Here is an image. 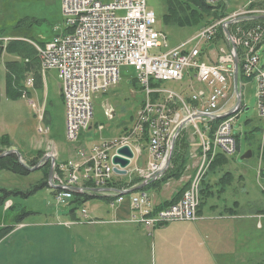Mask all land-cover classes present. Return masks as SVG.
Instances as JSON below:
<instances>
[{
    "label": "built area",
    "instance_id": "2783aa9c",
    "mask_svg": "<svg viewBox=\"0 0 264 264\" xmlns=\"http://www.w3.org/2000/svg\"><path fill=\"white\" fill-rule=\"evenodd\" d=\"M60 1L65 29L43 46L36 45V55L43 73L52 70L59 80L65 108L66 140L76 142L80 134L90 130L92 97L116 85L122 67L134 70V80L141 88L143 98L126 134L91 146L80 159L52 163L55 168L53 184L64 188V195L55 192V205L67 206L73 187L85 192L88 187L103 188L112 182L115 177L113 168L116 167L112 158L124 146L133 154L130 164L140 157L143 148L149 157L145 169L134 167L130 170L129 164L126 168L128 176H137L144 183L159 179L168 168L180 128L190 126L199 139L198 169L179 200L157 211L147 194H132L128 199L130 215L121 222L140 225L150 232L173 222L198 221L199 189L204 173L218 154L232 156L238 150L233 125L240 109L230 100L234 95L229 85L237 54L233 50L230 55L222 52L215 62H211V50L206 47L227 22L216 21L196 31L191 39L161 52L167 47L166 36L155 29L156 17L148 9L146 0ZM220 1L204 0L209 5ZM245 14H251L245 18L264 16V10ZM233 34L229 41L239 49L236 57L242 77L252 79L255 84L256 114L264 121V66L259 64L257 55L264 41V25L236 29ZM185 77L189 79L187 97L182 92L163 87L166 82L179 83ZM32 83L33 80L28 79L27 87ZM222 111L234 112V119L227 124H215L217 114ZM41 115L37 116L40 120ZM198 122L202 123L201 128ZM110 196L117 195L111 193ZM122 200L124 197L117 196L110 205L121 204ZM5 205L8 208L10 204ZM77 222L106 223L92 220L85 209L80 210Z\"/></svg>",
    "mask_w": 264,
    "mask_h": 264
},
{
    "label": "rangeland",
    "instance_id": "374dc122",
    "mask_svg": "<svg viewBox=\"0 0 264 264\" xmlns=\"http://www.w3.org/2000/svg\"><path fill=\"white\" fill-rule=\"evenodd\" d=\"M146 2L148 9L155 14V29L163 32L166 36L167 47L162 48L161 52L191 39L195 32L200 30L163 24L162 15L166 13V0H146ZM219 4L223 6L224 16L217 21L224 20V22L251 16V14H245L247 12L264 10V0H221ZM261 25H264V23H261ZM64 29L65 20L61 12L60 0H0V36L2 39L19 37L18 39L26 38V40L44 42L61 33ZM234 29L232 28L231 31L228 29L229 33L233 34ZM1 43L4 47L7 42L3 41ZM211 49H209L211 50V62H215L216 57L222 52L228 55L231 54V47L223 37L218 42L215 41ZM257 55L260 59L259 64L264 66V43L257 50ZM8 61H18V58L2 53L0 59V155L8 151H14L16 155H12H15L16 158L18 155V162L25 164H28L36 154L38 161L46 155H52L55 160L57 158L64 160L68 151L71 152L69 155L73 156V159H80V156L87 150L88 144L85 142L80 143L78 140L69 143L65 138V108L60 96L59 80L56 73L52 70L44 72V82L40 78L39 85L36 84L37 80L33 75L25 76L21 96L19 99L12 101L6 98L4 89V64ZM134 75L132 68L122 67L117 84L105 93L92 97L93 118L91 129L84 135L94 145L118 138L124 132V129H129L132 120L134 121L136 111L140 107L143 98L139 85L135 82H129L134 78ZM30 78H33V84L31 87H27V80ZM242 78L244 79V77ZM188 80L185 77L179 83L166 82L163 87L178 93L182 92L187 97L189 94ZM230 80L231 92L234 95L232 77L229 78V85ZM195 85L198 87L196 83ZM190 88H193L192 85H190ZM239 91L242 108L233 125V135L237 137L239 149L235 155L228 156L227 159L231 164L230 172L234 174L237 170L238 173L244 176V187H238V184L234 183L229 190L232 191L233 197H236L239 203L243 204L244 213H255L256 209L264 210V179L262 177L264 175V155L262 156V152L264 154V121L259 120L256 114V90L252 79L243 82L238 81ZM230 100L232 101L234 98L231 97ZM222 112L226 115L228 111ZM40 115L42 116L41 120L38 119ZM219 117L221 115L217 114V118ZM232 119L234 117L231 116L225 118V121ZM221 123L223 122L221 121ZM198 124L201 128L202 123L198 122ZM185 129L181 135L188 142V163L191 162L192 165H195L194 174L191 176L194 177L198 169V163L196 162L200 154L196 152L199 139L198 137L195 138L190 126H186ZM190 141L194 142L190 144ZM248 152L251 153V156L241 159ZM148 158L147 155L143 156L141 153L140 157L135 158L130 167L128 166L129 169L132 170L134 167L145 169L148 166L146 164ZM138 161H141V163ZM43 184L44 187L40 188ZM235 186L238 187L237 190H234ZM34 188L38 190L32 195L25 196ZM51 191L46 169H37L24 176L0 170V200L5 194L9 193L6 199L9 200L8 203L10 204L6 208L5 203H0V223L3 222L7 225L18 216L25 214V212H31L32 215L39 213L50 216L53 211H59L62 214L64 209L63 207H56ZM58 191L59 189L56 193ZM128 203L130 207V200H128ZM95 205L103 208L109 205V202L101 198L92 199L80 206L79 209L83 207L90 213L89 211ZM6 210L8 212L4 214ZM62 216L63 218L66 217ZM260 222L262 226L260 232L253 230L251 226L243 232L245 238L243 264H264V227L263 221ZM177 223L187 222H173L167 225ZM253 240L254 242L260 240L257 247L255 243L253 245ZM130 248L127 245L121 247L113 245L110 252L127 254ZM169 248L174 249L175 247ZM160 252L159 250V255ZM174 252L179 253V249H174ZM172 257L175 256L172 255ZM142 258H144V261H136L137 264H149L144 256ZM128 263L126 262V264Z\"/></svg>",
    "mask_w": 264,
    "mask_h": 264
},
{
    "label": "crops",
    "instance_id": "0c3cea01",
    "mask_svg": "<svg viewBox=\"0 0 264 264\" xmlns=\"http://www.w3.org/2000/svg\"><path fill=\"white\" fill-rule=\"evenodd\" d=\"M78 142L87 143V149L94 145L84 133L80 134ZM69 154L70 151L64 160L53 158L55 164H63L73 159L74 157ZM142 155H147L145 148ZM36 158L37 154L30 160ZM218 158L223 161L214 164L213 169L207 172L201 182L203 195L198 209L201 219L197 222L171 224L150 232L140 225L121 222L129 217L131 211L128 203L129 194L124 195L125 200L121 204L107 205L103 208L95 205L89 211L92 219L105 222L115 220L118 223L71 224L78 219L77 206L71 204L61 206L64 209L62 214L53 211L48 216L39 213L32 215L33 213L29 212L28 218L21 221L16 218L7 225L0 223V229L12 227V230L0 239V264H126V262L137 264L136 261H144L142 256L149 264H243L245 246L243 232L250 226L260 232L261 220L264 227V210L256 209L255 213H244L243 204H240L229 190L234 183H237L238 187H244V176L236 169V173L230 172L231 164L226 157L219 155ZM44 165H48L46 170L49 173L50 163L45 162ZM194 167L195 165L189 162L180 179L168 180L147 189L148 192L140 191L142 187L135 193L147 194L151 205L157 210L177 191L187 187L190 177L194 174ZM48 173V185L54 197L57 186L50 183ZM262 177L264 179V175ZM134 179L138 178L115 176L112 182L115 187L108 188L115 190V194L123 189L130 192L139 187V183L127 186ZM238 187L235 186L234 190ZM92 193V199L103 197V192ZM1 200V204L9 201ZM7 212L6 210L4 214ZM62 215L66 217L63 218ZM259 242L260 240L255 242L253 240V245L255 243L257 247ZM113 245L116 247L127 245L131 248L127 254L110 252ZM169 247L178 248L179 253H175L174 249Z\"/></svg>",
    "mask_w": 264,
    "mask_h": 264
},
{
    "label": "trees",
    "instance_id": "16d2710c",
    "mask_svg": "<svg viewBox=\"0 0 264 264\" xmlns=\"http://www.w3.org/2000/svg\"><path fill=\"white\" fill-rule=\"evenodd\" d=\"M222 16H224V9L223 6L219 4V2L215 5H209L205 3L204 0H166V13L162 15V22L165 25H171L178 28H193L198 30L221 19ZM261 23H264V19L258 21H243L240 22L239 24L231 25L229 27V31H231L232 28L233 29L236 28L237 26L247 27ZM220 35H221V31L217 34V38L215 41L218 42L220 40L221 38ZM14 38H19V37H14ZM34 43L37 45H43L44 42H34ZM2 45L3 43H0V59L2 53L18 58V61H8L4 64L5 95L6 98L14 101L19 99V97L21 96L23 91V80L25 76H27L28 74H32L35 77V80H37L36 81L37 85L40 84L38 61L33 46L26 41L13 40L8 42L4 47ZM237 53H239V51H237ZM238 80L239 82L245 81L241 76L240 66L238 71ZM129 81L130 83H133L134 79H131ZM221 121L222 119L219 121L217 119L215 124L220 123ZM126 131H128V129H124V132ZM235 138L237 140V137ZM188 150H189L188 142L182 135L179 136L173 148L171 162H170L171 167H169V169L165 172V174L160 180L147 184L145 187L141 189V191L147 190L162 183H166L168 180L180 179V177L184 173L186 166L188 165V160H189ZM37 158L35 160L30 161L27 165L35 166L38 163ZM219 161H223V159L221 160L220 158L216 157L209 165V169H207L203 177L207 174L209 170L213 169V165ZM47 166L48 165H43L42 168L48 169ZM0 170L9 171L11 173L23 175V176L29 173V171H27L25 168L21 166L16 156L12 154L0 158ZM47 173L48 170H46V176ZM138 181H139L138 179L136 180L134 179V181H131L127 186H132L136 184ZM113 185H114L113 183H109L107 186L115 187ZM42 187H44V184L40 188ZM184 189L183 188L180 189L179 191H177L176 194H174V196L170 200L161 204L160 207L157 208V211L168 208L169 206L176 203L178 199L181 197ZM37 190H38L37 188H34L33 191H30L25 196L32 195ZM8 195L9 193L5 194L2 197V201L3 200L5 201ZM202 195L203 192L200 190V198ZM100 198L105 200L108 199V201L111 200L110 198H106V197H100ZM90 199H92V196L90 195L75 193L73 194L71 204L79 207L84 203H86L87 201H89ZM198 209L199 206L197 208V216L200 217L198 214ZM28 215L29 214L25 212V214L23 213L22 215L18 216L17 219L21 221L24 218H26L25 216ZM11 230L12 227L1 228L0 239H2L5 235H7Z\"/></svg>",
    "mask_w": 264,
    "mask_h": 264
},
{
    "label": "water",
    "instance_id": "95a60500",
    "mask_svg": "<svg viewBox=\"0 0 264 264\" xmlns=\"http://www.w3.org/2000/svg\"><path fill=\"white\" fill-rule=\"evenodd\" d=\"M251 18L252 19H255V20H257V19H264V16H255V17H251ZM237 20H239V19L227 21L226 25H229L231 23H234ZM224 31H225V34L228 35L227 30H224ZM233 64H234L233 65L234 66L233 85H234L235 92L237 94L236 107H239V105H240L241 102H240V97H239V92H238V62H237V58L236 57H234V63ZM11 154H15L16 155V152H14V151H8V152L3 153L2 155H0V158L1 157H5L7 155H11ZM250 156H251V153L248 152L241 159H245V158H248ZM18 157L19 156L17 155V158ZM132 157H133V154H132L131 150L127 146H124V147L119 148L117 150V152H116V155L112 158V164L114 166H117L118 167V168H116V167L113 168L114 174L119 175V176L126 175V170L125 169L129 166V163H130L129 161L132 159ZM47 160H48V157L45 156V157L42 158V160L40 162L41 163L42 162H47ZM22 167L25 168L29 172L35 171L38 168V167L27 168L24 165H22ZM51 173H52V171L50 170L49 173H48V178L49 179L51 178ZM144 186H145V184H142L141 186L136 187L135 189L131 190L128 193H132V192L138 191V190H140ZM74 190H76V188H74ZM125 194H127V193H125Z\"/></svg>",
    "mask_w": 264,
    "mask_h": 264
},
{
    "label": "bare ground",
    "instance_id": "6f19581e",
    "mask_svg": "<svg viewBox=\"0 0 264 264\" xmlns=\"http://www.w3.org/2000/svg\"><path fill=\"white\" fill-rule=\"evenodd\" d=\"M34 47H35V49H36V45H34ZM39 67H40V70H41V73H43V67H42V64H39ZM229 112V111H228ZM232 114L230 115V116H228V117H234V112H232V111H230ZM219 115H221V117H219V118H222L223 116H224V114H223V112H219ZM228 117H224L223 119H222V122L223 123H221V124H227V123H229V122H231V120H229V121H225V118H228ZM219 118H217V119H219ZM225 121V122H224ZM59 189V191L56 193V195H64V188H58Z\"/></svg>",
    "mask_w": 264,
    "mask_h": 264
}]
</instances>
